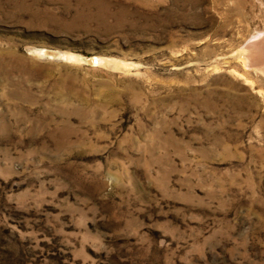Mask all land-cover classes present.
I'll return each mask as SVG.
<instances>
[{
  "label": "rangeland",
  "instance_id": "rangeland-1",
  "mask_svg": "<svg viewBox=\"0 0 264 264\" xmlns=\"http://www.w3.org/2000/svg\"><path fill=\"white\" fill-rule=\"evenodd\" d=\"M0 264H264V0H0Z\"/></svg>",
  "mask_w": 264,
  "mask_h": 264
},
{
  "label": "water",
  "instance_id": "water-1",
  "mask_svg": "<svg viewBox=\"0 0 264 264\" xmlns=\"http://www.w3.org/2000/svg\"><path fill=\"white\" fill-rule=\"evenodd\" d=\"M91 65H96L97 61L95 59H91L90 61H88Z\"/></svg>",
  "mask_w": 264,
  "mask_h": 264
},
{
  "label": "bare ground",
  "instance_id": "bare-ground-1",
  "mask_svg": "<svg viewBox=\"0 0 264 264\" xmlns=\"http://www.w3.org/2000/svg\"><path fill=\"white\" fill-rule=\"evenodd\" d=\"M250 46V45H249Z\"/></svg>",
  "mask_w": 264,
  "mask_h": 264
}]
</instances>
